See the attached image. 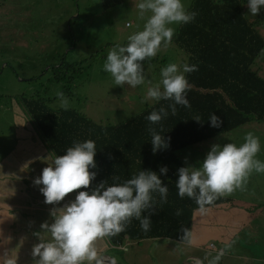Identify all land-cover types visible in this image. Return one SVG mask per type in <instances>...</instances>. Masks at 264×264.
<instances>
[{
  "label": "rangeland",
  "instance_id": "1",
  "mask_svg": "<svg viewBox=\"0 0 264 264\" xmlns=\"http://www.w3.org/2000/svg\"><path fill=\"white\" fill-rule=\"evenodd\" d=\"M138 2L131 0L105 10L100 0H0V158L13 159L20 149L15 126L23 121L22 115L20 111L16 115V104H9L18 101L20 96H39L48 100L47 107L57 111L63 109L56 96L62 91L69 101L67 109H74L102 125L120 124L155 103L145 100L149 84L136 88L117 86L103 70L108 51L116 45L126 46L128 36L143 29L147 14L144 20L139 18ZM191 2L182 0L186 10ZM247 5H244L245 18L260 20L257 30L264 39V8L253 16ZM172 27L175 32L170 45L162 46L154 58L142 62L145 79L152 84L160 81L163 67L170 63L185 64L187 56L174 42L179 25ZM63 59L69 64H81L68 77L55 82L51 67ZM251 70L264 79V53ZM249 132L260 141L255 158L264 162V123L259 122H250L178 154L187 167H198L212 145L233 143L239 147ZM4 168H0V176L8 174ZM222 197L231 201L247 200L255 205L253 210L261 209V212L240 232L236 239L238 245L228 248L218 264H264V173L253 172L246 190ZM241 235L248 237L247 243ZM126 243L129 251L123 252V248L122 253L110 252L118 258V264H184L191 260L200 263L196 259L209 264L218 254L208 249L197 252L191 246L176 242L167 245L166 240L147 241L138 248L135 243Z\"/></svg>",
  "mask_w": 264,
  "mask_h": 264
},
{
  "label": "trees",
  "instance_id": "2",
  "mask_svg": "<svg viewBox=\"0 0 264 264\" xmlns=\"http://www.w3.org/2000/svg\"><path fill=\"white\" fill-rule=\"evenodd\" d=\"M128 1L131 0H100V4L108 10ZM247 3L248 0H192L186 11L196 12L197 16L190 23L179 24L174 37L177 47L187 56L185 64L198 65V71L185 74L191 84L186 93L190 107L177 105L176 115H171L169 110V116L161 122L164 129L161 135L169 147L155 155L146 117L161 107L168 109L170 101L155 102L120 124L102 125L74 109L52 110L46 106L48 100L39 96L18 98L53 158L66 154L74 141L95 142L97 167L89 170L95 171L96 177L89 189H79L77 193L91 192L102 181L109 185L123 183L146 170L155 172L168 187L167 202L161 203L159 196L154 194V214L142 213L151 221L150 230L142 232L139 221L133 219L124 232L106 239L110 246L117 248L123 247L126 241L152 239L187 243L181 240L183 229L190 233L192 213L199 206L194 200L178 196V169L187 167L178 153L216 140L250 122L264 123V79L251 70L264 53V39L257 30L260 20L249 21L244 16ZM80 64H69L63 59L51 67L53 80L62 81ZM213 115L222 121L220 127L211 126ZM153 127L159 131L161 125ZM165 166L167 174L160 175L159 169ZM113 177L119 180L113 181ZM228 201L230 199L220 197L206 207ZM177 210L181 215H176Z\"/></svg>",
  "mask_w": 264,
  "mask_h": 264
},
{
  "label": "clouds",
  "instance_id": "3",
  "mask_svg": "<svg viewBox=\"0 0 264 264\" xmlns=\"http://www.w3.org/2000/svg\"><path fill=\"white\" fill-rule=\"evenodd\" d=\"M136 8L140 19L144 20L147 14L143 29L129 35L126 46L116 45L108 51L103 70L110 74L117 86L136 88L149 84L145 100L171 102L168 109L161 107L146 117L152 154L155 155L157 151L169 147L168 141L161 135L164 131L161 122L167 119L169 110L171 115H176L177 105L190 107L186 93L191 84L185 74L198 71V65L170 63L161 69L160 81L152 84L145 79L142 62L154 58L162 46L167 48L170 45L175 32L172 25L190 23L197 13L186 11L182 0H139ZM247 8L253 16L258 15L264 8V0H248ZM56 96L60 107L67 110L69 101L65 94L58 91ZM196 120L199 121V118ZM210 123L213 127H220L222 121L213 115ZM154 125H161L159 131ZM259 151V138L252 132L244 136V143L239 147L233 143L212 145L198 167L178 169L176 187L179 198L194 200L200 212L206 213V206L212 205L218 198L237 190H246L248 178L253 172L264 173V162L255 158ZM95 154L94 141H74L66 154L55 157L49 166L43 168L41 176L33 183L43 185L40 192L44 203L59 204L69 194L89 189L96 177V172L89 170L97 167ZM167 171L166 166L159 169L160 175H166ZM112 180L118 181L119 177ZM154 194L159 196L161 203L167 202L168 187L150 170L139 171L123 183L109 185L107 181H102L91 192L79 191L73 201L61 208H53L50 211L53 222L42 223L41 231L34 233L40 241L32 250L33 257H38L35 264H118L117 257H106L100 253L98 242L124 232L133 219L138 220L142 232L147 233L151 221L142 213L154 214ZM176 215H181V211L177 210ZM183 232L181 240L191 244L188 229H183ZM230 247L228 245L217 251L209 264H218ZM210 249L215 250L216 247Z\"/></svg>",
  "mask_w": 264,
  "mask_h": 264
},
{
  "label": "crops",
  "instance_id": "4",
  "mask_svg": "<svg viewBox=\"0 0 264 264\" xmlns=\"http://www.w3.org/2000/svg\"><path fill=\"white\" fill-rule=\"evenodd\" d=\"M9 104L18 106L16 115L20 111L23 121L19 126H15L20 148L17 156L13 159L0 158V168L5 166L3 170L9 171L8 174L0 176V264H35L38 257H33L32 250L40 241L34 233L41 231L42 223L53 222L50 216L53 208L63 207L73 201L78 193L69 194L59 204L44 203V196L40 192L43 185H34L33 181L41 176L43 168L49 166L54 158L33 125H30V120L22 111L19 101L14 100ZM206 208V213H201L199 209L193 211L189 238L192 242L181 243L191 246L192 250L197 252H207L206 249L217 252L228 245L235 248L240 232L261 212V209L253 210L255 205L247 200H230ZM241 237L245 243L249 240L246 236ZM157 240H166L167 245L173 242L167 239H152L132 243L138 248L144 242ZM125 244L127 243L116 248L105 240L98 242V248L102 255H108L112 251L121 252L123 248V252L129 251ZM211 244L216 247L215 250L210 249Z\"/></svg>",
  "mask_w": 264,
  "mask_h": 264
},
{
  "label": "water",
  "instance_id": "5",
  "mask_svg": "<svg viewBox=\"0 0 264 264\" xmlns=\"http://www.w3.org/2000/svg\"><path fill=\"white\" fill-rule=\"evenodd\" d=\"M104 256L109 257V256H107L106 254H105ZM196 261H197V260H196ZM198 261L200 262L199 259H198ZM184 264H195V262H194V261H193V262H186V263H184ZM196 264H202V263L200 262V263H196Z\"/></svg>",
  "mask_w": 264,
  "mask_h": 264
},
{
  "label": "built area",
  "instance_id": "6",
  "mask_svg": "<svg viewBox=\"0 0 264 264\" xmlns=\"http://www.w3.org/2000/svg\"><path fill=\"white\" fill-rule=\"evenodd\" d=\"M210 247H211V248H214V245H213V244H211V245H210Z\"/></svg>",
  "mask_w": 264,
  "mask_h": 264
}]
</instances>
